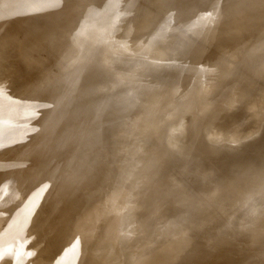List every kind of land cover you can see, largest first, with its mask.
I'll use <instances>...</instances> for the list:
<instances>
[{"label":"rangeland","instance_id":"rangeland-1","mask_svg":"<svg viewBox=\"0 0 264 264\" xmlns=\"http://www.w3.org/2000/svg\"><path fill=\"white\" fill-rule=\"evenodd\" d=\"M76 1L0 0V264H264V0Z\"/></svg>","mask_w":264,"mask_h":264},{"label":"bare ground","instance_id":"bare-ground-1","mask_svg":"<svg viewBox=\"0 0 264 264\" xmlns=\"http://www.w3.org/2000/svg\"><path fill=\"white\" fill-rule=\"evenodd\" d=\"M77 1H78V0H77ZM77 1L74 2V5H78V2H77ZM134 1H135V0H134ZM136 1H137V0H136ZM143 1H144V0H143ZM149 1H151V0H149ZM130 2H133V0H131ZM145 2H146V1H145ZM145 2H144V3H145ZM262 2H263V1H262ZM116 4H117V1L114 0L112 3H110V4L107 6V8L105 9V11H103L104 13H103V12H100V13H98V14H95V15L93 16L94 19H93L92 21H91V19L88 20V21H86V23H85L86 26H87L88 28L93 27V25H95L94 23H96L97 21H99V20L105 18V16H107L109 13H110V14H109L108 18H109L110 16H111V17H115V16L117 17L119 13H118L117 11H115ZM147 4H148V3H147ZM89 5H90V3L85 4V5H82V6H81V5H78V7H77L76 10H77V11H78L79 9L82 10V8H85L86 6H89ZM138 5H139V4H138ZM257 6L259 7V5H257ZM136 7H137V6H136ZM139 7H141V6H139ZM139 7H137V10H138ZM252 7L254 8V5H252ZM133 8H134V7H133ZM133 8H132V10H133ZM256 8H257V7H256ZM256 8H255V9H256ZM250 9H251V8L249 7V12L251 11ZM135 10H136V8L134 9V11H135ZM137 10H136V12H137ZM106 11H107V12H106ZM134 11H132V12L128 11L127 13L129 14V12H130V14L132 13V15H134ZM252 11H253V9H252ZM252 11H251V12H252ZM136 12H135V13H136ZM246 12L248 13V10H246ZM253 12L255 13V15H257L258 17H260V18H259V19H260V22H259V28H257V29L259 30L258 34H261L262 32H264V31L262 30V29H263V26H264V23H263V22H264V21H263V18H264V3H263V4L260 3V8H259V9L257 8V10H254ZM253 12H252V13H253ZM127 13H126V14H127ZM127 16L129 17V15H127ZM130 17H132V16H130ZM129 19L131 20V18H129ZM227 22H229L228 24L235 25V23H236L237 21H236L234 18H230V19H228ZM111 25H112V24H111ZM42 29H43V28H42ZM79 29H81L80 26H77L76 24H75L74 26H72V27L69 29V34H67V38L70 40V39L73 37V35L77 34V32H78ZM96 29H97V27H96ZM100 30H102V29H100ZM102 31H103V30H102ZM97 33H99L98 30L95 31V33H94V37L96 36ZM92 36H93V34H92ZM261 37H262V36H260V38H261ZM68 39H67V40H68ZM236 39L239 40L240 38L237 37ZM263 39H264V37H263ZM88 40H89V37H88ZM260 41H262V39H260ZM95 46H96V45H94V44H93V45H89V47H88V49H87L86 51H87L88 53H91L92 48H90V47H95ZM191 49H194V46H193V48H191ZM236 49H237V48H236ZM240 49H241V47L239 48V50H240ZM239 50H235V51H239ZM191 51H192V50H191ZM191 51H190V52H191ZM74 52H75V51H74ZM234 53L236 54V52H234ZM234 53H232V54H234ZM186 54H188V52H187ZM235 54H234V55H235ZM237 54H238V53H237ZM239 54H241V52H239ZM239 54H238V55H239ZM251 54H253V53H251ZM69 55H70V54H69ZM238 55H237V57L239 58ZM185 56H186V55H185ZM192 56H193V54H192V55H191V54L189 55L190 60H191ZM235 56H236V55H235ZM235 56H234V58H235ZM232 57H233V55H232ZM232 57H231V59H233ZM69 61H70V62L73 61V60L71 59V57L69 58L68 62H69ZM32 62H34V60H33ZM39 62H40V61H38L37 63L39 64ZM61 65H62V64H61ZM83 68H84V67H83ZM86 71H87V67H86ZM86 71H85L84 69H81V70L78 71L77 73H88V72H89V69H88L87 72H86ZM163 73H166V71L163 72ZM236 74H239V75H240V73H236ZM222 75H223V74H222ZM231 75H234V74H231ZM231 75H230V77H231ZM3 76H4V77H3ZM165 76H166V75H165ZM223 76H224V78L227 77V76H226V73H225V75H223ZM223 76H222V77H223ZM237 76H238V75H237ZM5 77H9V78H10L9 73H2V72H0V78L4 80ZM163 77H164V76H163ZM163 77H162V78H163ZM182 77H183V76H182ZM228 77H229V74H228ZM228 77H227L228 82L226 81V79L222 78V80L225 81V82L222 81V82H224V84L227 82V84H226V88H227V87H230V84H232L231 86L233 87V82H232V83H231V82L229 83V81H230L231 79L229 80L230 77H229V78H228ZM233 77H234V76H233ZM237 78H238V77H237ZM240 78H241V77H240ZM234 79H235V78H234ZM247 82H248V81H247ZM161 83H162V82H161ZM249 83H250V84H247V83H246V84H243V85H244V86H245V85H246V86H250V85H252V84L255 85L254 82H250V81H249ZM222 85H223V84H222ZM237 86H238V85H237ZM237 86L235 85L234 87H237ZM239 86H240V85H239ZM239 86H238V88H239ZM241 86H242V85H241ZM241 86H240V87H241ZM255 86H256V85H255ZM255 86H253V87H255ZM210 87H211V86H210ZM210 87H209V88H210ZM220 87H221V86H220ZM223 87H225V86H223ZM242 87H243V86H242ZM259 87H261V86H259ZM259 87H257L256 89L254 88V89L257 90ZM226 88H224V89L221 88V89H223V90H221V91H222V94L220 93L221 95H223V94H226V95H227V94H228V93H225V92L223 93V91H224ZM238 88H236V90H238V91H244L246 87H245V88L243 87L244 90H243V89L240 90V89H238ZM247 88H248V87H247ZM247 88H246V89H247ZM249 88H251V87H249ZM262 89H263V88H262ZM209 90H211V89H209ZM219 90H220V89H219ZM219 90H217V94H218V91H219ZM226 90H227V89H226ZM249 90H251V89H249ZM252 90H253V89H252ZM252 90H251V92H252ZM258 90L260 91L261 88L258 89ZM258 90H257V91H258ZM221 91H220V92H221ZM246 91H248V89H247ZM246 91H244V92L242 93V95H243ZM259 91H258V92H259ZM211 92H213V91H211ZM211 92H209V93H211ZM234 92H236V91H234ZM248 92H249V91H248ZM214 93H215V92H213L212 94H214ZM212 94H211L210 96H214V95H212ZM217 94H216V95H217ZM234 94H235V93H234ZM236 94H237V92H236ZM239 94H241V93H239ZM244 95H245V94H244ZM249 95H250V94H249ZM249 95H248V98H249ZM255 95H256V94H255ZM258 95H260V94H258ZM261 95H262V94H261ZM228 96H230V98L232 97L231 95H228ZM246 96H247V95H245V97H246ZM256 96H257V95H256ZM262 96H263V95H262ZM165 97H166V96H165ZM233 97L235 98L234 95H233ZM237 97H239V95H238ZM237 97H236V98H237ZM240 97H241V96H240ZM251 97H252V96H251ZM257 97H258V96H257ZM259 97H261V96H259ZM166 98H167V97H166ZM218 98H219V97H217V99H218ZM225 98H228V97H225ZM236 98H235V99H236ZM140 99H141V98H140ZM147 99H148V98H146V100H147ZM162 99H163V98H162ZM217 99H215V100H217ZM220 99H221V97H220ZM228 99H229V98H228ZM231 99H232V98H231ZM235 99H234V100H235ZM241 99H243V98L241 97ZM255 99H256V97H255ZM146 100H145V101H146ZM165 100H166V99H165ZM222 100H225V99H223V97H222ZM226 100H227V99H226ZM229 100H230V99H229ZM236 100H237V99H236ZM239 100H240V99H239ZM243 100H244V99H243ZM243 100H242V101H243ZM257 100H258V99H257ZM140 101H141V100H138L137 103L139 104ZM145 101H144L143 104H141V106H140V105H139V106L136 105V106H138V108L146 107L147 104L145 103ZM160 101H161V100H160ZM217 101H218V100H217ZM219 101H221V100H219ZM219 101H218V102H219ZM165 102H166V101H165ZM222 102H224L223 104H227V103H225L226 101H222ZM231 102L233 103L232 100H231ZM255 102H256V104H257L258 106L254 107V108H259V113H260V114L264 113V106H263V107H260V105H264V97H262L259 101H255ZM229 103H230V102H229ZM253 103H254V102H253ZM162 104H163V103H162ZM217 104H218V103H217ZM220 104H221V102H220ZM234 104H236V102H235ZM234 104H232V105H234ZM238 104H239V102H238ZM221 105H222V104H221ZM228 105H230V104H227V106H228ZM148 106H149V105H148ZM219 106H220V105H219ZM236 106H237V105H236ZM239 106H240V105H239ZM239 106H238V107H239ZM223 107H224V106H223ZM231 107H232V106H231ZM238 107H236V108H238ZM225 108H229V107H226V105H225ZM225 108H224V109H225ZM236 108H235V110H238V109H236ZM262 108H263V109H262ZM129 110H131L129 107L124 108V109H123V113H124V115H127ZM239 110H241V109H239ZM239 110H238V111H239ZM257 112H258V111H257ZM236 115H238V114H236V112H235V116H236ZM232 116H233V115H232ZM183 125H184V122H182L179 126L174 127V128H173V132H174V129L176 130L177 128H180V127H181V129H186V127H184V126H186V124H185L184 126H183ZM182 127H183V128H182ZM171 131H172V129H171ZM171 131H170V132H171ZM176 131H177V130H176ZM176 131H175V133H177V134L180 133V134H181V130L178 129V132H176ZM173 132H172L171 136L173 135ZM182 132H184V131H182ZM175 133H174V137H176V139H178V138H177L178 136H177V134H176V136H175ZM210 133H211L212 136H216V137H218L219 134H220L219 131L216 132L215 130L212 131V132H210ZM0 134H2L1 130H0ZM178 135H179V134H178ZM171 136H170V137H171ZM182 136H183V133H182ZM174 137H171L170 140H171L172 138H174ZM179 137H181V136H179ZM213 138H214V137H213ZM213 138H212V139H213ZM179 139H180V138H179ZM181 139H184V141H185L184 136H183V138H181ZM212 139H211V140H212ZM215 139H216V138H215ZM215 139H214V140H215ZM173 140H174V139H172V141H173ZM170 142H171V141H170ZM174 142H176V140H175ZM178 142H179V144H180V140L177 141L175 144L177 145ZM181 142H182V141H181ZM156 143H157V142H156ZM154 144H155V143H154ZM175 144L173 143V145H175ZM182 144H183V143H182ZM86 146H87V144H86ZM37 149H38V151L35 152L34 155H37L38 158H40V155L42 156L43 154H45L48 148H46V147H42V146H41V147H38ZM37 156H35V157H37ZM122 158H126V156H122ZM29 160H31V159H29ZM45 183H46V182H45ZM43 184H44V183H43ZM40 185H41V184H40ZM42 187H44V186L42 185ZM12 188H13V187H12ZM46 190H47V189H46ZM48 192H49V191H48ZM48 192H47V193H48ZM33 193H34V194H37L36 192H33ZM50 194H51V193H50ZM31 195H32V194H31ZM47 195H48V194H47ZM40 196H42V195H40ZM42 197H43V196H42ZM44 197H45V196H44ZM26 198H27V197H26ZM32 199H33V198H32ZM23 202H24V201H23ZM29 202H30V201H29ZM25 203H26V202H25ZM26 204H27V203H26ZM22 205H23V204H22ZM14 209H15V208H14ZM66 210H68V209H66ZM14 211H15V210H14ZM21 212H22V210H21ZM67 212H68V211H67ZM65 213H66V211H65ZM68 214H69V213H68ZM12 215H13V213H12ZM20 215H21V214H20ZM70 215H71V214H70ZM67 216H68V215H67ZM60 217H61V216H60ZM68 218H69V217H68ZM7 220H9V219H7ZM12 220L14 221V219H12ZM59 220H60V219H59ZM59 220L57 219V222H58ZM3 221H4V218L0 217V225H1V226H2ZM10 221H11V220H10ZM14 222H15V221H14ZM57 224L60 225L59 223H57ZM46 225H47V224H46ZM11 227H12V226H11ZM46 227H47V226H46ZM48 227H49V226H48ZM0 229H1V227H0ZM72 229H74V226H73ZM102 231H103V230H102ZM1 237H2V236H1ZM8 237H10V234H9ZM3 238H4V237H3ZM10 238H11V237H10ZM117 239H118V241H119V238H117ZM138 239H139V238H138ZM3 240H4V239H3ZM114 240H115V239H114ZM129 241H131V240H129ZM1 242H2V241H1ZM1 242H0V245H1ZM86 242H87V241H86ZM114 242H115V241H114ZM116 242H117V240H116ZM2 243H3V242H2ZM132 243H133V242H132ZM134 244H135V243H134ZM132 245H133V244H132ZM7 248H8V247H6V249H7ZM22 250L25 251V252L27 253L29 249H28L27 247H25V248H23V249L21 248V251H22ZM139 250H140V249H139ZM196 250H197V248L195 247L194 249H192V250H190V251H188V252H189V254H194V253L196 254V253H197ZM134 253H135V252H134ZM139 253H140V251L138 252V254H139ZM17 254H19V253H17ZM153 254H154V253H153ZM156 254H157V253H156ZM156 254H154V256H155ZM136 255H137V254H136ZM140 255H141V254H140ZM131 256H132V255H131ZM150 256H151V255H150ZM144 257H145V256H144ZM155 257H156V256H155ZM136 259H138V258L136 257ZM141 259H142V258H141ZM151 259H152V258H151ZM151 259H149V261H150ZM154 259H156V258H154ZM139 260H140V258L138 259V261H139ZM146 260H147V259H146ZM138 261H136V262H138ZM147 261H148V260H147ZM149 261H148L147 263H149ZM154 262H155V261H154ZM220 262H221V261H220ZM131 263H132V262H131ZM141 263H144V262L141 261ZM145 263H146V262H145ZM151 263H153V262H151ZM137 264H138V263H137ZM210 264H225V263H218V261H217V262L214 261V262H212V263H210Z\"/></svg>","mask_w":264,"mask_h":264}]
</instances>
